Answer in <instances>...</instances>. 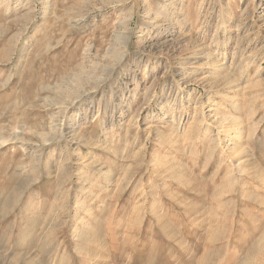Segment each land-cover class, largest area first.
Segmentation results:
<instances>
[{"label":"rangeland","instance_id":"374dc122","mask_svg":"<svg viewBox=\"0 0 264 264\" xmlns=\"http://www.w3.org/2000/svg\"><path fill=\"white\" fill-rule=\"evenodd\" d=\"M0 264H264V0H0Z\"/></svg>","mask_w":264,"mask_h":264}]
</instances>
